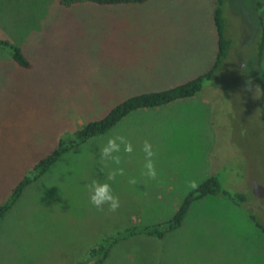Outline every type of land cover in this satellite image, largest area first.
Returning <instances> with one entry per match:
<instances>
[{"label":"rangeland","instance_id":"1","mask_svg":"<svg viewBox=\"0 0 264 264\" xmlns=\"http://www.w3.org/2000/svg\"><path fill=\"white\" fill-rule=\"evenodd\" d=\"M167 1L161 10L128 13L92 4L63 8L59 0H0V39L18 45L31 63L22 69L0 51V203L56 148L61 134L104 118L130 97L205 72L204 60L215 56L217 46L208 26L211 9L194 5L198 0ZM226 14L239 47L215 85L197 102L131 113L107 134L65 154L0 223V264H77L104 236L169 219L211 174L223 190L247 193L264 226L263 96L245 80L244 94L239 83L256 71L251 0H230ZM117 135L133 152L120 153L123 174L109 180L117 166L101 161L100 148ZM145 141L156 153V180L141 175ZM93 179L111 185L121 202L116 212L90 204L87 185ZM215 201L235 206L209 196L165 241H125L105 264H264V233L252 222L246 236L249 224H238Z\"/></svg>","mask_w":264,"mask_h":264},{"label":"trees","instance_id":"2","mask_svg":"<svg viewBox=\"0 0 264 264\" xmlns=\"http://www.w3.org/2000/svg\"><path fill=\"white\" fill-rule=\"evenodd\" d=\"M150 1L155 0H59V4L63 8H70L81 4H93L96 6L142 5ZM214 1L213 22L216 29L218 46L215 63L211 69L190 81L172 88L130 97L112 108L104 118L90 122L73 132L61 134L56 148L50 154L40 159L14 186L6 200L0 203V223L22 198L26 189L45 176L65 154L84 146L85 143H88L93 138L107 134L131 113L139 110L165 107L189 98L203 97V91L206 87L215 85L226 60L234 56L233 51L239 46L233 39L235 36L229 34L230 25L226 10L230 0ZM251 5L256 19V35L253 37V39H256L254 43L256 46V71L253 79L242 78L243 80L239 79V83L242 88L241 90L246 94L245 81H249L255 87L257 96L262 97L264 95V74L261 70V63L264 58V3L261 0H251ZM0 51L7 52L18 67L22 69L31 68L29 59L18 45L16 46L8 40L0 39ZM216 90L217 88H213V92H216ZM221 185L217 175L211 174L202 184L198 185L185 196L176 212L169 219L149 225H132L113 235L104 236L93 247L87 250L84 258L77 264H105L114 247L128 240L142 237L165 241L169 235L183 228L193 205L209 196L224 198L235 206L240 207L248 214L249 219L256 224V227L264 233V226L257 221L250 203L247 202L248 194L246 193V197L243 193H230L223 190Z\"/></svg>","mask_w":264,"mask_h":264},{"label":"clouds","instance_id":"3","mask_svg":"<svg viewBox=\"0 0 264 264\" xmlns=\"http://www.w3.org/2000/svg\"><path fill=\"white\" fill-rule=\"evenodd\" d=\"M241 67L244 68L246 66L241 65ZM122 151L126 154H131L133 152V146L123 136L119 135L107 138L106 142L100 148L101 161L110 162L117 166L115 170L110 172L108 176L109 180H114L117 175L123 174V169L119 167L121 165L120 153ZM142 152L144 153V161L141 175L148 180H156L158 174L153 159L156 153L153 151L152 145L145 141ZM136 183L137 180L135 178L129 180V184L131 185ZM87 193L90 204L97 209L103 210V206L108 205V211L114 213L121 206L119 197L114 194L111 185L107 182L101 183L100 181L93 179L87 185Z\"/></svg>","mask_w":264,"mask_h":264},{"label":"crops","instance_id":"4","mask_svg":"<svg viewBox=\"0 0 264 264\" xmlns=\"http://www.w3.org/2000/svg\"><path fill=\"white\" fill-rule=\"evenodd\" d=\"M173 1H183L184 2V0H173ZM166 2H169V1H167V0H155V1H150V2H147V3H145V4H142V5H127V6H125V5H120V6H96V8H102V9H104V10H106V9H108V10H112V9H119V10H122V12H128V13H131V12H136V13H139V12H151V11H154V10H158V9H162L163 7H166L167 8V6H165V4H166ZM209 2H213V5L210 7L209 6V8H208V4H209ZM154 3L156 4V5H154ZM194 3V5H198L199 6V4H206L207 6L205 7V9L207 10V11H210V9H211V11H212V16H213V12H214V8H215V1L214 0H198L197 2H193ZM93 5V4H92ZM213 9V10H212ZM210 17V16H209ZM208 26H209V28L211 29V31L213 32V34L215 35L214 36V39H215V41H213V43L214 44H216L217 45V36H216V29H215V26H214V22H213V27H212V25H211V20L209 19V23H208ZM170 39H171V37H168L167 39L165 38L164 40L165 41H167V42H169L170 41ZM172 45H173V42H172ZM172 45H171V47H172ZM218 46V45H217ZM217 46H216V53H215V56L212 58L213 59V62H211L210 60H212L210 57H207V55H206V57H207V59H205L204 60V63H203V69H206L205 70V72H207V71H209L210 69H211V67L214 65V63H215V59H216V54H217ZM174 50L173 49H170L168 52L170 53V52H173ZM199 60H200V58L198 59V61L197 62H195V63H193L192 65H197L198 64V62H199ZM263 61V60H262ZM191 65V66H192ZM190 70H192V72H194L195 71V69L194 68H189ZM205 72H203V73H205ZM202 73V74H203ZM201 75V74H200ZM199 76V75H198ZM198 76H196V77H198ZM195 77V78H196ZM194 79V78H193ZM190 81V80H189ZM185 83V82H184ZM183 84V83H182ZM180 85V84H179ZM176 86V85H175ZM189 99H191V100H189V101H186V102H197V101H195L194 100V98H189ZM188 100V99H187ZM185 101V100H184ZM200 102H202V104L204 105L205 104V106L206 107H204L205 108V110H207V108H208V101L207 100H205L204 98L203 99H200ZM261 102H262V106H263V104H264V95H263V98L261 99ZM172 104H174V103H172ZM170 106V105H169ZM201 108H202V105L200 106ZM263 108V107H262ZM210 123H211V120H209V125H210ZM206 158V162H207V157H205ZM209 197H206V198H204L205 200H207ZM203 200V199H202ZM202 200L201 201H199L198 203H196V204H194V206H193V212H196V210L200 207V203L202 202ZM216 202V201H215ZM217 203V202H216ZM218 204V203H217ZM197 205V206H196ZM218 205H225V207L223 208L225 211H227L230 215H229V217L230 218H232V219H234L238 224L239 223H242V224H244V225H246L247 223L249 224V227H247V229H246V233H244L246 236H248L250 233H251V231H252V229L254 228V227H251V224H253L252 223V221L249 219V216L248 217H244L241 213H239V211H237V209H236V207L235 206H233V205H231V204H229V203H227V202H223V204H218ZM243 213L245 214V212L243 211ZM166 219V218H165ZM241 219H242V221H241ZM256 228V230H258V228L257 227H255ZM258 231H260V230H258ZM256 242H258V241H256ZM255 243V242H254ZM253 243V244H254Z\"/></svg>","mask_w":264,"mask_h":264}]
</instances>
